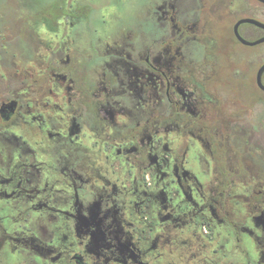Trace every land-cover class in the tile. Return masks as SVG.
Instances as JSON below:
<instances>
[{
	"label": "flooded vegetation",
	"instance_id": "af4514ba",
	"mask_svg": "<svg viewBox=\"0 0 264 264\" xmlns=\"http://www.w3.org/2000/svg\"><path fill=\"white\" fill-rule=\"evenodd\" d=\"M263 65L264 0L2 1L0 264H264Z\"/></svg>",
	"mask_w": 264,
	"mask_h": 264
},
{
	"label": "rangeland",
	"instance_id": "374dc122",
	"mask_svg": "<svg viewBox=\"0 0 264 264\" xmlns=\"http://www.w3.org/2000/svg\"><path fill=\"white\" fill-rule=\"evenodd\" d=\"M2 1H7V0H0V3L2 2ZM27 1H29L31 4H33V5H37V3L39 2V0H27ZM129 18L130 19H135V18H133L132 16H129ZM94 23H97V21H94ZM221 32H223V33H225V34H228V31L226 30V28H224L223 29V27H222V29H221ZM239 50H241V51H243V52H248V51H251L252 49H250V48H248V47H243V46H240V49Z\"/></svg>",
	"mask_w": 264,
	"mask_h": 264
},
{
	"label": "water",
	"instance_id": "95a60500",
	"mask_svg": "<svg viewBox=\"0 0 264 264\" xmlns=\"http://www.w3.org/2000/svg\"><path fill=\"white\" fill-rule=\"evenodd\" d=\"M243 40V39H242ZM246 44H256V43H258V42H260V41H256V42H254V43H250V42H247V41H245V40H243ZM263 72H264V65L261 67V69L259 70V73H258V81H259V84H260V86H262L263 88H264V85L262 84V74H263Z\"/></svg>",
	"mask_w": 264,
	"mask_h": 264
}]
</instances>
